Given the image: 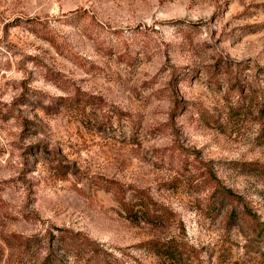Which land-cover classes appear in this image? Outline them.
<instances>
[{"label":"rangeland","instance_id":"1","mask_svg":"<svg viewBox=\"0 0 264 264\" xmlns=\"http://www.w3.org/2000/svg\"><path fill=\"white\" fill-rule=\"evenodd\" d=\"M246 211L264 0H0V264H264Z\"/></svg>","mask_w":264,"mask_h":264},{"label":"trees","instance_id":"2","mask_svg":"<svg viewBox=\"0 0 264 264\" xmlns=\"http://www.w3.org/2000/svg\"><path fill=\"white\" fill-rule=\"evenodd\" d=\"M219 190L226 196L229 198L234 199V201L236 202H241L242 199L237 197L231 190L223 188V187H219ZM246 215L248 217H250V219L253 221V223H255L256 225V229L259 231V234L261 236H264V223H261L257 220L255 215H252L250 212L246 211ZM233 218H237V214L235 212H232L231 216H230V220H232ZM52 240H57L58 243H60L61 248H75V250L78 251V253H80V251L86 252L88 250V248H91V251L93 253H95L96 255H99V251L94 247V245H92V243L88 242L87 240H84L82 238H79L76 235H68V233H64L62 231V235L60 237H56L55 239ZM53 244V243H52ZM45 264H64L62 261H60L57 257L52 256V254L50 255V257L47 258V260L45 261Z\"/></svg>","mask_w":264,"mask_h":264}]
</instances>
